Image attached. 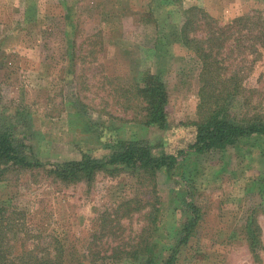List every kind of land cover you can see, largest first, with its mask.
Masks as SVG:
<instances>
[{"label":"rangeland","instance_id":"rangeland-1","mask_svg":"<svg viewBox=\"0 0 264 264\" xmlns=\"http://www.w3.org/2000/svg\"><path fill=\"white\" fill-rule=\"evenodd\" d=\"M189 7L219 26L244 15L264 21V0H0V127L28 160L53 164L101 158L122 142L153 156L184 151L189 124L207 113L200 98L211 94L228 100L234 121L264 124V50L233 35L210 52L215 82L202 85L200 60L176 40ZM141 72H159L164 84L161 129L145 123ZM1 169L0 247L9 259L58 243L69 264H143L125 253L151 246L162 264L190 203L200 218L174 264H264V138L187 154L151 181L122 169L62 184L40 170Z\"/></svg>","mask_w":264,"mask_h":264},{"label":"trees","instance_id":"trees-1","mask_svg":"<svg viewBox=\"0 0 264 264\" xmlns=\"http://www.w3.org/2000/svg\"><path fill=\"white\" fill-rule=\"evenodd\" d=\"M176 0H162L165 5H173ZM151 9L141 14V17H150ZM182 21L177 30V41L187 49H190L201 62L199 79L202 85H211L213 78L210 66L214 59H210V52L222 48V44L229 38L238 41L244 38L248 44L244 49L257 51L264 50V21L255 16H240L232 20L230 24L219 26L217 22L197 7H189L182 10ZM252 19V20H251ZM143 22V21H142ZM261 22V24H259ZM143 23L148 24L145 20ZM244 31L243 34L240 33ZM199 32L200 37H195ZM213 60V61H210ZM216 63V61H215ZM136 94L143 103L145 123L154 125L158 129L164 127L166 122L165 107L167 93L159 72H141L136 78ZM212 100H203L197 106L201 111L207 105V113L197 122H191L192 134L185 144L184 151L175 154H159L153 156L147 145L138 142H122L119 149L112 151L104 157L92 158L81 154L77 160H67L60 163L42 164L38 161H30L26 157V146L19 139L13 137L6 129L0 127V171L2 166L10 165L21 171L40 170L47 177L62 184H74L83 182L89 184L97 173L113 175L119 170L139 172L151 181L154 174L161 169L173 168L179 159L187 154L200 156L210 151H223L237 146L239 143L252 138H264V124L260 122H236L229 116L228 100L218 95L211 94ZM130 201L124 203L128 206ZM188 217L177 232L174 247L167 248V257L162 264H174L179 248L183 247L192 237L193 230L200 216L198 210L190 203H186ZM256 234L248 233V250L254 254L257 245ZM55 243V242H54ZM42 254L37 256L25 253L9 259L7 250L0 247V264H69L64 259L62 247L56 243L52 249L43 247ZM126 256L135 258L140 256L143 264H153L151 256L153 248L144 246L142 249H133L125 253ZM115 257V255H111ZM110 258V257H108Z\"/></svg>","mask_w":264,"mask_h":264}]
</instances>
